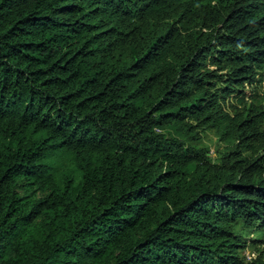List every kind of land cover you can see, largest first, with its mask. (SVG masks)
Segmentation results:
<instances>
[{"label": "trees", "instance_id": "1", "mask_svg": "<svg viewBox=\"0 0 264 264\" xmlns=\"http://www.w3.org/2000/svg\"><path fill=\"white\" fill-rule=\"evenodd\" d=\"M262 80L264 0H0V264H264Z\"/></svg>", "mask_w": 264, "mask_h": 264}, {"label": "rangeland", "instance_id": "2", "mask_svg": "<svg viewBox=\"0 0 264 264\" xmlns=\"http://www.w3.org/2000/svg\"><path fill=\"white\" fill-rule=\"evenodd\" d=\"M246 91L248 92V98L246 99L247 105L250 103H260L264 106V80L256 82L253 87L247 86ZM237 104L238 103L231 98L228 100L226 106H228V110L230 112H235L239 108H237ZM187 143L204 150L215 163L219 162L220 156L224 151V143L218 138L215 132L211 130L202 132L201 139L199 141H187ZM235 229L237 232H240L242 236L248 240V242L251 240L247 247L241 251V255L245 258V260L255 258L259 253L262 254L264 259V232L244 230L241 229L240 224L235 225Z\"/></svg>", "mask_w": 264, "mask_h": 264}]
</instances>
